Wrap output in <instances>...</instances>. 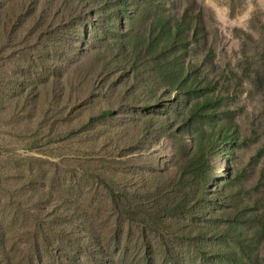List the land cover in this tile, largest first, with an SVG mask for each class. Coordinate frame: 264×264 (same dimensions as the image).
<instances>
[{"label":"rangeland","instance_id":"1","mask_svg":"<svg viewBox=\"0 0 264 264\" xmlns=\"http://www.w3.org/2000/svg\"><path fill=\"white\" fill-rule=\"evenodd\" d=\"M107 2L43 0L41 16L31 0H0V216L14 228L12 251L22 257L31 250L35 219L46 213L42 219L53 226L61 214L49 215L52 198L39 203L30 194L73 181L85 218L109 241L102 258L201 264L202 250L213 262L205 240L174 237L184 223L186 230L207 228L201 219L184 221L174 206L177 172L201 136L206 202L198 212L217 218L212 228L240 232L252 249L248 264H264V0ZM156 18L183 23L180 53L165 44L166 28L152 32L176 72L190 65L197 93L167 89L162 57L143 41ZM205 97L216 102L210 118L188 120L192 102ZM103 110L112 115L88 123ZM217 124L234 131L210 144ZM110 179L136 192L131 223H118L98 187ZM149 184L154 197L142 193ZM168 204L164 220L176 231L150 225L144 214ZM223 208L227 217H218ZM144 236L152 252L145 253Z\"/></svg>","mask_w":264,"mask_h":264},{"label":"trees","instance_id":"2","mask_svg":"<svg viewBox=\"0 0 264 264\" xmlns=\"http://www.w3.org/2000/svg\"><path fill=\"white\" fill-rule=\"evenodd\" d=\"M30 1V0H29ZM34 3V8L36 12L39 10V14L43 7L41 3L43 0H31ZM108 0V4H110ZM127 0H115V2H126ZM99 8V7H98ZM38 15V14H37ZM41 15V14H40ZM38 15V16H40ZM38 16L36 20H38ZM42 16V15H41ZM157 26L161 30L166 28L165 44L169 45L172 49L175 48L177 51H185L184 47L180 43V35L184 31L183 23L168 24L165 23L163 18H156L153 28L149 31L148 35L144 37L143 41L148 48H153V50L159 53V56L163 59L162 70L165 77H162L166 81L167 89L170 92H176L179 95H187L191 93H197L199 86L201 85L198 78H193L190 65H182L180 69L176 72L175 63L169 61L166 57L168 54V48L159 44L157 37L153 36L152 30ZM195 32H191L192 36ZM163 41V40H162ZM175 62V59H173ZM158 101L157 99H155ZM215 101L205 97L201 100H196L192 102L191 107L188 109L187 118L192 120L194 118L208 119L210 118L209 109L215 105ZM150 105V104H148ZM112 115L110 110H103L95 117L90 118L88 123L92 121L103 120ZM216 127V128H215ZM213 126L211 130L212 134L209 135L208 141L210 144L219 143L220 136L228 135L229 132L234 131L233 126L218 125ZM215 129V130H214ZM198 140L194 139L195 147L194 149L187 150L185 152V160L182 166L177 172L176 182L177 188L174 191L176 194V204L175 212L185 221L187 218H196L204 220L207 224L205 229L191 228L187 229L184 223L181 226L182 234L176 235V237L181 242L194 243V240H205V244H209L213 248V254L211 261H205L209 255H207L202 250H197V259L201 264H248L251 261V251L249 245L245 244V240L242 238V234L236 233L235 230L230 228L231 226L219 225L215 228L210 227L211 223L218 222L217 218H213L211 214L203 215L199 214V207L201 203L206 202L205 198V184L203 172V160L204 155L202 148V137L198 136ZM99 188H102L109 199L113 211L116 213L118 223L121 221H126V223H131V219L135 215L136 211L132 209V204L130 196L136 195L135 191H129L127 188H119L115 186V182L110 179L99 180ZM73 181H70L69 186H62L59 191H55L51 187H47V190L42 192H33L31 197L34 201L41 203L44 200L53 199L52 204H50V209L48 211L49 215L55 212L56 214L61 213L58 216L56 223L49 224L47 221L42 219L46 213L43 214L41 219H35L34 225L31 227L32 237L30 241V251L25 253L22 257H16L12 251V226L7 220H3L0 216V264H117L114 257L112 259H104L100 255H107L109 253V241L101 238L98 234L99 231L94 227V223L90 222L85 218V213L88 211L84 206V200L82 199L83 194L81 193L79 187L75 186ZM147 185V184H146ZM144 185L142 188V193L147 197L153 196L155 193L150 192L152 190L151 184L148 186ZM32 186V185H30ZM191 188H195L196 195L193 197L189 195L192 193ZM141 189V188H140ZM50 197V198H49ZM195 197V198H194ZM82 199V200H81ZM197 199V200H195ZM148 200V199H147ZM152 201L153 200H148ZM156 201V200H155ZM196 203V204H195ZM230 215V210L225 204H221ZM143 207V206H142ZM172 207L171 205H166L165 209H161L159 212L144 213L149 216L150 225L164 228V231H176L172 222H167L164 220L166 214L164 211L167 208ZM219 210L221 217L225 213V210ZM43 209H46L43 207ZM99 209V208H98ZM100 210V209H99ZM101 211V210H100ZM154 214V215H153ZM200 215V216H199ZM221 215V216H220ZM168 216V215H167ZM204 217L202 219V217ZM39 217V216H38ZM84 217V219H83ZM227 217V216H222ZM229 220V219H228ZM226 221V220H222ZM227 223V222H226ZM147 225V222H144ZM230 224V223H229ZM221 227L225 228L224 231ZM224 236H228L223 239ZM143 247H145V253L153 251V241L144 236L142 241ZM28 251V247L25 248ZM111 255V254H110ZM165 255H168L167 250H165ZM156 261L154 262V264Z\"/></svg>","mask_w":264,"mask_h":264}]
</instances>
